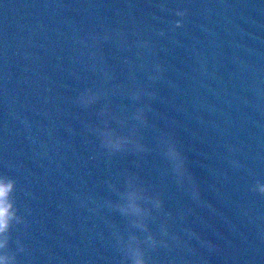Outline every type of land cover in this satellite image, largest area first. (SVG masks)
I'll use <instances>...</instances> for the list:
<instances>
[{"label": "water", "instance_id": "water-1", "mask_svg": "<svg viewBox=\"0 0 264 264\" xmlns=\"http://www.w3.org/2000/svg\"><path fill=\"white\" fill-rule=\"evenodd\" d=\"M0 180V264H264V0H0Z\"/></svg>", "mask_w": 264, "mask_h": 264}, {"label": "clouds", "instance_id": "clouds-1", "mask_svg": "<svg viewBox=\"0 0 264 264\" xmlns=\"http://www.w3.org/2000/svg\"><path fill=\"white\" fill-rule=\"evenodd\" d=\"M176 14L178 16L184 17L187 15V11L178 10ZM176 26L182 27L183 21H177ZM12 188V181L5 182L0 180V232L5 231L9 227V220L12 216V213L10 211L11 203L8 201V194L11 192ZM261 192L264 193V187L261 188Z\"/></svg>", "mask_w": 264, "mask_h": 264}]
</instances>
